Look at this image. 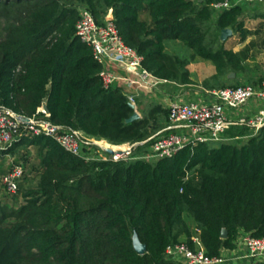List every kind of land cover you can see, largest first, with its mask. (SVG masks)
Segmentation results:
<instances>
[{"label":"trees","instance_id":"trees-1","mask_svg":"<svg viewBox=\"0 0 264 264\" xmlns=\"http://www.w3.org/2000/svg\"><path fill=\"white\" fill-rule=\"evenodd\" d=\"M214 1L0 0V108L114 145L146 142L167 127L168 110L147 104L126 123L134 110L120 89L104 88L103 65L76 35L80 13L89 10L99 25L112 19L162 80L193 84L190 60L168 52L172 42L212 63L207 89L259 85L264 76L250 72V60L264 52V35L239 52L226 49L222 30L248 38L244 7L217 13ZM44 105L48 115L38 113ZM247 132L232 128L228 141L190 145L171 159H141L149 141L131 161L88 162L22 129L0 152V264H180L168 246L214 258L236 250L244 234L263 238L264 127L245 140ZM13 166L23 169L16 193L3 184Z\"/></svg>","mask_w":264,"mask_h":264},{"label":"built area","instance_id":"built-area-1","mask_svg":"<svg viewBox=\"0 0 264 264\" xmlns=\"http://www.w3.org/2000/svg\"><path fill=\"white\" fill-rule=\"evenodd\" d=\"M205 2L207 0H196ZM244 4L264 6V0H217L212 4L215 12L231 10ZM76 35L92 47L96 61L103 65L101 73L105 89H113L118 83L125 88L123 94L130 105L139 113L137 99L141 93H151L163 84L162 80L143 68V58L136 50L128 47L112 19L99 25L89 10H82L76 26ZM111 62L125 71L121 76L104 66ZM208 101L171 100L167 105L169 124L148 141L140 144L114 145L106 140L91 139L80 131H64L51 122L26 117L10 109L0 108V152L6 149L25 129L32 136H45L54 139L65 151L84 158L86 161H131L134 148L151 141L146 161L171 159L187 146L200 143H222L228 141L226 133L234 125L248 129L246 139L256 136L264 127V80L257 86L245 85L237 88H224L209 92ZM251 102L260 105L252 117L234 116ZM38 113L46 112L44 106ZM140 114V113H139ZM235 117V122L233 118ZM89 153H85V151ZM23 169L13 166L3 179L8 192L16 193L22 180ZM245 252H238L237 248ZM236 250L224 252L219 257L210 258L203 250L192 251L185 245H170L166 253L172 259L185 264H242L243 262H264V237L254 238L244 234L240 237ZM236 251V252H234Z\"/></svg>","mask_w":264,"mask_h":264},{"label":"rangeland","instance_id":"rangeland-1","mask_svg":"<svg viewBox=\"0 0 264 264\" xmlns=\"http://www.w3.org/2000/svg\"><path fill=\"white\" fill-rule=\"evenodd\" d=\"M260 10L264 12L263 9L258 8V6H247L244 8L245 16L243 17V21L245 23V29H247V32L249 34L246 44L250 41H258L259 36L264 34V19L255 18L256 15L262 14ZM108 18L109 16L106 19ZM222 43L224 44V47L226 49L234 51L240 50L245 45V43H241V37L239 35H232ZM168 45V52L176 53L181 57L188 58L190 60L189 70L192 74L191 80L194 85L202 86L205 80L211 79L215 74V68L213 67L211 62L203 60L198 56H193V51H190L187 47L182 46L179 43L172 42H170V44ZM253 53L256 54V59L255 62L253 61V59L250 60V66L252 70L250 72L256 77L264 76V53L261 48H257ZM138 106H140V108L138 107L139 113L142 114V109L144 108H142V104L140 103Z\"/></svg>","mask_w":264,"mask_h":264},{"label":"crops","instance_id":"crops-1","mask_svg":"<svg viewBox=\"0 0 264 264\" xmlns=\"http://www.w3.org/2000/svg\"><path fill=\"white\" fill-rule=\"evenodd\" d=\"M242 6L244 8L247 7V6H258V8H262L263 11H264V6L263 5L244 4ZM260 12L262 14L264 13L261 10H260ZM233 35H235L234 32H233ZM262 35H264V34H262ZM248 37H249V35H248ZM246 41L243 42L242 39H241V43L242 44L245 43L244 47L248 44V43L246 44ZM221 42H224V41L221 40ZM244 47H242L240 50L235 51V52L241 51ZM253 61L255 62V59ZM105 67L107 69H109V70L115 71L117 74H119L121 76H126L125 71H123L120 67L116 66L115 64H113L111 62L106 63L104 68ZM191 76H192V74H191ZM115 88H118V89H120L123 92V89L125 88V86L122 83H118ZM216 90H219V89H216V88L207 89L203 85L202 86H197V85H194V84L185 85V84H181V83H178V82L169 81V83L161 85L160 87H158V89H156L155 91H153L151 93H148V94L141 93L139 95L138 99H137V103H138V105H139V103L142 104V108H144L145 105H147V104H158V105H161L163 108L167 109L168 103L171 100H174V99L187 101V102L211 100L210 97H209V92L216 91ZM138 107L140 108V106H138ZM259 107H260V105H258L257 103L251 102L249 105L245 106L243 109L239 110L238 112H235L234 116H238V117H242V116L252 117V116L256 115L257 111L259 110ZM140 116H142V114H140ZM233 120L235 122V117L233 118ZM235 127H240V126L234 125L230 129L235 128ZM246 135H248V132H247V134H245V136L243 138L245 140H246V138H245ZM237 251L238 252H242V253L245 252L241 247L237 248ZM234 252H236V251H234ZM181 263L185 264L183 261ZM242 264H251V262L247 261V262H243Z\"/></svg>","mask_w":264,"mask_h":264},{"label":"water","instance_id":"water-1","mask_svg":"<svg viewBox=\"0 0 264 264\" xmlns=\"http://www.w3.org/2000/svg\"><path fill=\"white\" fill-rule=\"evenodd\" d=\"M232 35H233V31L231 29H224V30H222V33H221V40L222 41H226ZM229 77L230 78H234L235 77V73L230 74ZM130 107L134 110V114L132 115V117L130 119H128L126 121V123H132V122H135V121L141 119L140 114L135 111V106L134 105H130ZM44 108H45L46 112L48 113L49 111H48V108H47L46 105H44ZM222 237L223 238L227 237V231L226 230L223 231ZM134 248L141 255H143L145 253V251H146V247H145V245H143L141 243L138 235H135V237H134Z\"/></svg>","mask_w":264,"mask_h":264}]
</instances>
